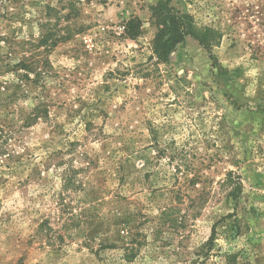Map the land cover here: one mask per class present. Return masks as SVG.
I'll list each match as a JSON object with an SVG mask.
<instances>
[{
    "label": "rangeland",
    "instance_id": "1",
    "mask_svg": "<svg viewBox=\"0 0 264 264\" xmlns=\"http://www.w3.org/2000/svg\"><path fill=\"white\" fill-rule=\"evenodd\" d=\"M164 1L0 0V264H264V0Z\"/></svg>",
    "mask_w": 264,
    "mask_h": 264
},
{
    "label": "trees",
    "instance_id": "2",
    "mask_svg": "<svg viewBox=\"0 0 264 264\" xmlns=\"http://www.w3.org/2000/svg\"><path fill=\"white\" fill-rule=\"evenodd\" d=\"M152 25L156 28V33L152 41V53L157 59L158 64H168L170 55L175 48L182 43L186 37H194L200 45L211 50L218 41L219 34L212 28L203 27L197 29L192 17L182 14L170 5V0H165L151 9ZM128 29L134 34H138L140 30V21L138 18H132L127 23ZM20 67L29 70V67L20 63ZM40 109L33 110L32 115L24 119L21 129L31 127L40 118ZM240 189V182L238 183ZM212 237V236H211ZM211 239V238H210Z\"/></svg>",
    "mask_w": 264,
    "mask_h": 264
}]
</instances>
